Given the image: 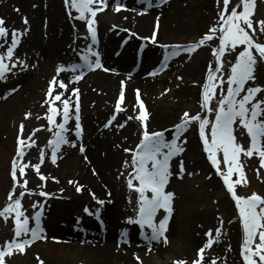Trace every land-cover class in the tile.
<instances>
[{
	"label": "snow or ice",
	"instance_id": "obj_1",
	"mask_svg": "<svg viewBox=\"0 0 264 264\" xmlns=\"http://www.w3.org/2000/svg\"><path fill=\"white\" fill-rule=\"evenodd\" d=\"M63 2L70 19L86 23L91 44L79 51L80 63L59 64L56 67V75L48 82L45 98L41 103L42 107L47 105L44 118L47 120L46 130L52 135L45 148L50 149L53 164H56L60 158L58 153L61 152L62 145L77 146L76 141L69 139L68 136V133L73 131L68 127L69 121L73 117L76 140L81 139L83 134L79 89L71 88V94L69 95V84L80 81L86 71L90 72L97 69H102L105 72L114 71L103 66L99 52L93 48L98 40L97 16L98 13L108 8V0H63ZM112 2L114 11L120 12L124 9L121 0H112ZM150 2L151 0H149ZM167 2L168 0H158L157 6ZM217 3L219 4L220 0H217ZM222 3L223 8L218 10L217 23L211 26L203 37L187 45H160L161 48L165 49L163 59L157 68L149 73V75L155 76L158 72L167 69L169 67L168 62L180 56L181 53L191 55L214 38L218 39V45L211 50L214 66L213 62H209L206 78L202 84L200 100L201 109L214 114V119H209L208 115L202 116L200 113L193 115L185 111L179 122L172 126L171 138L169 139L165 135L169 131L168 129L149 131L148 120L150 114L141 99L140 90L136 89L134 109L138 106V115L135 117L129 116L126 121L117 125L118 128H123L128 120L134 118L139 122L141 129L140 139L135 147L131 149L124 148V152L131 154V159H126L123 165L126 170L131 169V171L126 172V185L130 192L136 194L135 215L127 217L126 223L139 227L141 236L148 241L149 251H151L153 241L168 243L166 233L169 230V221L174 212L173 202L175 198L174 192L166 190L170 178L173 176L171 162L185 151L187 143L185 133L193 123H196L198 124L203 151L207 154V159L215 169L216 174L222 178L227 193L235 202L243 232L240 246V256L243 264H264V196L256 192L249 196H240L237 194L235 187L241 182L247 183L241 160L242 156L251 158L253 155H257L260 166L264 167V97L259 95L264 94V85L255 83L257 66L260 62H264V42L258 39L260 35L264 34V19H255L254 13L257 0H238L236 6L231 7L230 0H222ZM16 11H19V9H16ZM73 12L76 15L73 16ZM23 24H29L27 17L23 18ZM113 27L116 26L113 25ZM28 30L25 28L23 30L11 29L10 31L5 26L4 18L0 17V40L3 41V43H0V49H4V45L7 44L6 50L0 51V81H6L7 74L13 73L14 69L27 70L29 67L25 60L14 55L15 50L21 43V38ZM158 30L159 17H157L156 27L152 35L141 39L150 41L152 44H158ZM125 31L128 30L125 29ZM9 32L10 43L7 39ZM132 35H136V33H132ZM238 46H243V48L236 55L235 61L230 64V70L225 80L223 58L226 53L235 52ZM141 47H144V45H141ZM31 67L35 68L36 65H31ZM63 72L73 73V78L68 83L63 79H59L60 74ZM177 79H182V77H177ZM57 89L63 91H57ZM217 89L220 90V97L216 102L217 106L213 108L211 105L216 97ZM15 91L16 89L13 88L10 93ZM167 91L168 89H165V92ZM124 101L125 81L122 80L119 95L115 101L114 113L103 125L104 128L110 127L113 121L116 120V114L124 111ZM31 115V112H25L24 118L28 119ZM57 116L61 117L59 123H57ZM40 118L39 115L36 116V119ZM236 125L245 130L250 138V144L247 148L237 142V137L234 134L236 131L234 126ZM24 127L22 121L16 138L15 156L10 165L12 185L7 194V202L0 209V218L5 222L11 218L14 224L12 239L5 241L3 246H0V264H6L7 258L12 257L14 254H23L26 248L37 240L47 239L46 235L43 234L45 230L42 227L44 205L40 202L34 203L32 207L37 210L31 217L25 214L22 205V198L26 193L32 194V190L27 187L29 181L26 178V171L31 168L41 181L47 179L40 172L41 164L45 160L44 148L39 151V163L31 164L24 161L27 150L36 145L35 133L44 126L41 125L40 128L34 129L27 138L23 137ZM79 151L81 153L85 152L82 143L79 145ZM84 159L87 161V156ZM221 162L225 166L224 169L221 168ZM185 172L184 162L181 161L179 171L176 173L177 178L183 179ZM96 174L95 169H93V175ZM187 174L189 176L193 175V173ZM233 174H237L238 178L233 180ZM121 175L124 176L125 173L122 172ZM257 176L259 178V169H257ZM52 179L56 180L55 177H52ZM69 184L76 185L77 193L83 190V186L76 181L69 180ZM17 188L20 189L18 194H16ZM39 195L47 198L51 194L40 191ZM91 195L100 206L105 204V200L97 198L94 193H91ZM129 203H131V196L129 197ZM161 210L164 214L162 218H158ZM85 212L94 215L97 220L101 219V208L91 212L86 207ZM30 220L33 222L31 226ZM223 223L224 221L219 219L221 226L215 228V235H213L212 229L205 233L207 240L198 249L196 258L192 259L190 264H207L205 252L214 243L219 242L222 236ZM229 223H232V221H229ZM146 230H150V234ZM127 237L128 232L126 230L122 231V240L126 242ZM53 240H57V238L53 237ZM134 256L138 261L140 260L138 255L134 254ZM174 264H188V262L181 259L175 261ZM211 264H216V261L212 260Z\"/></svg>",
	"mask_w": 264,
	"mask_h": 264
},
{
	"label": "bare ground",
	"instance_id": "obj_2",
	"mask_svg": "<svg viewBox=\"0 0 264 264\" xmlns=\"http://www.w3.org/2000/svg\"><path fill=\"white\" fill-rule=\"evenodd\" d=\"M8 2L10 3L7 4ZM8 2H5L6 5L1 4L0 7V17L4 18L5 26H11L12 29H29L21 38V43L15 50L14 54L18 57L26 58L18 54L37 52L40 56H43L45 60L50 62L62 60L69 55H72L76 59L78 54L74 52V50L80 51L83 47L73 45L72 43L75 42L79 45L84 44V47L89 45L86 41L81 42L80 38L75 34V31L78 30L77 27L81 24L78 20L70 19L69 15L66 14V21H59L58 17H63L64 11H62L57 0H52L51 2L41 0L39 4H37V2L31 4L28 0H26V4L24 0H9ZM121 2L126 9L123 11L125 15L115 12L114 17H119L120 19L124 15L125 17L122 18V22L123 19H126V16H128V20L125 23L121 22V32H114V34L109 33L108 35L110 37L107 40L103 39L105 46H101L103 66L114 71L105 72L100 69L89 76L87 81L84 82L86 86L79 90L82 99L92 102L98 99L100 94L103 95L105 100H102L106 104L111 105L114 109L115 101L107 98L104 94L113 95L115 90H120V82L122 80L125 81L124 111L117 113L119 124L126 121L129 117L127 111L129 107H132V102L136 101L135 90L139 89L143 92V90L147 91L149 89V86H146V84L149 82V72L152 71V68L157 66V61L161 57L158 50L160 45L183 44L186 42L184 39L189 28L193 26V20L190 15L191 11L185 8H172V4L162 8H155L154 5L144 4V2L140 0H128V2L121 0ZM16 9H19L18 15L16 14ZM21 11L28 14L24 16L27 17L29 21L28 25L23 24L24 17L20 15ZM138 12L146 14L140 15ZM74 15L75 12H73V16ZM157 17H159V30L157 34L159 43L152 44L150 41L141 38L145 37L151 26L149 37L152 35V29L156 24ZM65 26L69 28L66 29ZM125 29H127L129 33L126 34L127 31H125ZM118 31L119 30H117V32ZM132 33H136V35H132ZM119 36H124L126 42L122 54L119 53L115 56V48V55L112 52L113 44ZM7 39L10 43V35ZM141 45H144V47H141ZM180 56L173 58V62ZM75 63H77V60H72L70 64ZM204 72L205 71L201 70V68L195 69V83L192 87V94H199V90L197 89L198 80L202 78ZM21 82L23 83V90L16 89V94L11 96L12 98L4 104L0 111L2 115L0 118V134L4 131L5 122L11 117L12 111L17 107H24L33 97V84L24 80ZM17 87L18 85H16V88ZM71 88L75 87L69 84V94ZM217 96H220V94ZM157 120L158 123L162 122L158 115L152 114L148 125L150 126L151 124V126H156ZM89 121L92 125L93 134L96 138H99L98 142H92L85 136L76 140V137L71 136L69 132V139L75 140L77 146L71 147L69 145H62L61 152L58 153L60 158L57 160L52 170H60L59 168L61 167V172L59 174H62L63 177L70 176L72 180L82 185L83 190L81 194L84 196H91V193H94L95 196L100 194L107 195L110 189L109 178L113 177L114 172L115 176H118L116 174L120 170L121 165L126 159L130 160V157L124 154L122 149H131L137 144L136 139H134V130L130 125H135V122L133 119L130 120V122L128 120L123 128L117 127L119 140L115 144H108L106 140L101 141L100 136L106 137L109 130H105V128L95 120ZM160 125L163 126L165 124L161 123ZM170 125H166V127ZM235 129L240 132L237 133L235 131L234 133L237 137V142L241 145H245V148H247L248 145L244 142L245 130L238 125L235 126ZM188 137H191V135L188 134ZM188 139L185 145V151L172 160L173 166L175 165L172 170L173 176L170 178V182L166 189L167 191L175 193L173 202L174 211L181 212L184 221L183 230L177 242L178 250H172L176 258V260H174L173 257L174 262L179 259H188L191 261L196 258L198 249L202 247L207 240L203 237V230L207 227L210 228L209 226L212 224L216 225L213 218L218 213V208L213 207L209 201L212 192L211 194L208 193V190L213 191L219 188L216 182L209 185L206 190H203V185L205 187L207 186L205 182H203L202 186H199L197 183L191 184L187 181V184V182H185V175H187V177L194 175L206 176L209 173L208 167L203 161V157L201 154L199 155V145L194 135L192 134V137ZM81 143L85 147V152L83 154L77 151ZM186 153H195L196 156L191 160H185L183 157L186 156ZM85 156L88 158L87 161L84 159ZM241 160L244 173L247 175L246 177L254 178L255 176L251 171V159L242 156ZM181 161L184 162L186 168L183 179H179L176 176ZM48 167L51 168L50 166ZM93 169H95L96 175H93ZM187 173H193V175L189 176ZM130 196L131 203H129ZM105 203H107L108 207H98L101 208V219L98 221L99 224L102 221L104 225L103 229L98 227L99 224L95 227L92 221L89 222L86 231H75L69 228L58 227L49 228L50 234L46 233L47 239H42L41 241L37 240V248H32L31 250L35 254H39L43 259L59 261L60 264H108L112 262L113 259L111 254L112 250L116 249L115 240L120 239L119 247L122 253L118 257V261H122V263L125 264L126 257H133L134 254L139 257H146L150 253L147 247L148 241L138 236V234L133 231V226H131V224L122 222V220L126 221V218L132 213L130 206L136 203V194L128 193L125 195L122 202L121 199H118L114 202ZM124 230L128 232L126 242L122 240L121 234L117 233L118 231ZM53 237L57 238V240H53ZM238 240H240L239 233L237 231L235 232V230L221 236L218 243H214L210 249L206 250L205 260L209 264H211L212 260L218 259L223 263L235 262L236 254L234 249L237 246ZM156 243L155 241L152 242L151 249L155 253L159 251L157 254L160 253L162 256L163 251L157 248ZM150 262V259L147 258L145 264H151ZM165 262H167V264H174L171 263L172 260L168 258H165Z\"/></svg>",
	"mask_w": 264,
	"mask_h": 264
},
{
	"label": "rangeland",
	"instance_id": "obj_3",
	"mask_svg": "<svg viewBox=\"0 0 264 264\" xmlns=\"http://www.w3.org/2000/svg\"><path fill=\"white\" fill-rule=\"evenodd\" d=\"M9 0H0V7L1 4H5V2H8ZM31 4H39L41 0H28ZM62 11H67L65 5L63 4V0H57ZM8 2L7 4H9ZM24 3L26 4V0H24ZM238 3V0H230V7L236 6ZM36 4V5H37ZM172 8H179V9H187L190 12L191 19L193 20V26L189 28V31L184 39L183 44L181 45H187L190 42H195L205 33L208 32L209 28L213 25H215L218 21V10L223 8L222 0H220V3H217V0H176L172 3ZM64 5V6H63ZM108 8L105 9L103 12L98 13L97 16V32H98V38L101 42V45H105L103 42V39L107 40L110 36L109 33L114 34V32L119 33L122 31V27H120V24L122 22V18L125 17V12L120 11L118 13L124 14L122 18L119 19L114 17V14L116 11H114V5L113 2H109L108 0ZM239 10V9H238ZM30 12V11H29ZM17 11V15H18ZM130 14V12H129ZM20 15L22 17L28 15L26 12L21 11ZM255 19H264V2L262 0H257V7L254 13ZM60 22H65V19L63 17H58ZM128 16H126V19H123L122 23L127 22ZM81 24L78 28V30L75 31L76 36L79 38L80 41L84 42L87 38H90V36L87 33L86 23L83 21H80ZM113 25L116 27L114 28ZM153 25V24H152ZM7 27V26H6ZM10 31L12 27H7ZM65 28H69L68 26H65ZM71 28V27H70ZM152 26L149 27V30L145 37H149V33ZM117 30H119L117 32ZM153 30V29H152ZM128 33V31L126 32ZM10 35V32H9ZM122 36H120L117 40H115L113 44V48L117 46L118 42ZM258 39L261 42H264V34L260 35ZM88 40V39H87ZM91 40V39H90ZM0 43H3L0 40ZM219 43L218 39L214 38L213 40L209 41L205 46H202L200 49H198L196 52L192 53L191 55L183 53L181 56L173 62L172 70L173 73H165L162 75L157 76H151L152 78H149V82L146 84V86H149V89L147 91L143 90L141 92V99L143 103L146 106V109L150 116L158 115L159 119L162 121L158 123V120L156 121V126H149V131H159L168 129L165 133L167 138H171V130L172 126L179 122L182 114L185 111H188L190 114H196L200 113L202 116L207 115L209 113L205 112L200 107V100H201V93L202 89L199 87L197 88L199 90V94H192V83L194 78V71L197 68H201V70L205 71V77L206 78V72L209 65V62H213L214 66V58L212 56V48L217 46ZM73 45H77L75 42L72 43ZM7 45H4V49L6 50ZM243 46H238L235 52H232L231 54L226 53L224 60V79L226 80V75L228 71L230 70V64L235 61V57L238 54L240 50H242ZM15 55V54H14ZM19 56H24L26 58H21L22 60H25L29 67L27 70H20L19 68L14 69L13 73L7 74L6 81H0V111L2 110V107L5 103H7L16 93L11 92L10 90L15 88L17 90H23V83L22 80L28 81L33 84V97L31 100L28 101V104L24 107L21 106L15 108V110L12 111L11 117L6 120L4 131L0 134V209H2L6 202H7V194L8 191L11 188L12 181L10 177V165L13 157L15 156V150H16V138L19 131V125L23 121L25 127L23 131V137L27 138L30 134H32L34 129L40 128L41 125H43V128H40L38 132L35 133L34 139L36 140V145L31 147L27 150L26 155L24 157L25 162H30L31 164L39 163V151L41 148H44L45 150V160L41 164L40 172L47 177L46 181H41L39 176L36 174L34 170L31 168L26 171V178L29 181L28 188L32 190V194H27L22 198V205L23 210L25 211V214L28 216H31L34 214V212L37 209H34L32 205L36 202H40L44 205L43 211H45L44 216L49 217L46 220L45 226H48L49 228L58 227L61 228L63 226H66L69 222L75 221V222H81V224H84V219L86 218V215L84 214L85 208H89L90 210L96 209L99 204L96 200L93 199L92 196H84L81 193H77L75 190L76 185L75 184H69V180H72L70 176L63 177L62 174H59L61 172L60 170L55 169L54 171L52 168L55 164L51 162V154L50 149L45 148V145L47 144L48 140L51 138V133L48 132L47 129V120L44 118V113L47 111V105L41 106L42 101L45 98V92L48 87V82L52 79L53 76L56 75L55 69L59 64L67 65L68 62L71 61V57L67 56L64 57L62 60H56L53 62H50L48 60H45L43 56H40L37 52L36 53H29V54H18ZM18 57L17 55H15ZM73 58L72 60H77L79 62V59ZM31 65H36L35 68L31 67ZM204 74L202 75V78L199 80L204 82ZM257 79L256 84L264 85V62H260L257 66L256 73H255ZM150 77V76H149ZM177 77H182V79H177ZM73 78V73L71 72H63L60 74L59 79H63L65 82H69ZM20 80V81H19ZM87 81L86 79L81 83L78 88L81 90L86 85H84V82ZM72 84V83H71ZM16 85L18 87L16 88ZM165 89H168L167 92H165ZM219 89H217L218 91ZM57 91H63L62 89H57ZM120 91V90H119ZM119 91L113 92V95L110 94H104L107 98L112 99L113 101H116ZM197 91V90H196ZM163 93V95H162ZM69 94V92H68ZM71 94V92H70ZM69 94V95H70ZM261 97H264V94H259ZM6 97V98H4ZM220 96H216L212 101V107L215 108L217 106V100ZM105 100V97L103 95H99L98 99L92 101L82 99L80 97V104H81V123L83 127V136L88 137L87 139L97 143L99 138H96L95 135L92 132V125L89 120H95L101 126L108 121V119L112 116L114 113V109L111 107V105L106 104L103 100ZM92 102V103H89ZM83 105V109H82ZM134 105H136V101L132 102V107H129V110L127 111L129 113V116L135 117L138 115V106L136 109H134ZM74 111V110H73ZM25 112H31L32 115L28 118H24ZM39 115L41 118L36 119V116ZM0 114V118H1ZM150 116L148 120V124L150 122ZM166 117V118H161ZM61 117L57 116V123L60 122ZM210 119H214V114L210 113ZM135 125H131L132 129L134 130V139H136V143L139 142L140 139V125L139 122L134 119ZM130 122V120H129ZM164 123L165 125L161 126L160 124ZM172 124V125H170ZM74 125L75 120L74 117L72 120L69 121L68 127L72 129L73 131H70L71 135L74 136ZM117 125H119V121L116 114V120L113 121V124L105 128V130H109V133L106 137L100 136L101 141L106 140L108 144H115L119 140V135L117 133ZM166 125H170L166 127ZM166 127V128H165ZM104 128V127H103ZM164 128V129H163ZM188 134L194 135L196 142L200 146L199 148V155L204 158L203 153V145L199 138V130H198V124L193 123L188 131L185 133V137L187 141L189 140ZM103 137V138H102ZM247 136L245 133V139L244 142L247 144L248 141ZM100 141V140H99ZM91 143V142H90ZM92 144V143H91ZM90 144V145H91ZM245 147V145H243ZM124 152V148L122 149ZM79 153V148L77 149ZM203 152V153H202ZM124 154L128 155L131 158L130 153L124 152ZM207 156V154L205 153ZM196 156L195 153H187L184 157L185 159H193ZM248 158V157H247ZM207 162V159H204ZM251 171L253 172L254 178H247V183L241 182L240 184H237L236 192L240 196H249L253 192H256L257 194L264 196V167L260 166L259 157L257 155H253L251 157ZM208 164L210 162L208 161ZM124 163L121 165L120 170L117 172L115 176V172L113 177L109 178V192L111 195L109 196V192L107 195L100 194L96 196L97 198L101 200H105V202L111 201L114 202L118 199L122 200L125 198V195L128 193H134L130 192L126 185V172L131 171L130 168L127 170L124 168ZM50 166L51 168H49ZM221 168L224 169L225 166L221 162ZM257 169H259V178L257 176ZM49 170V171H46ZM212 171V170H211ZM124 172L125 175L122 176L121 173ZM212 175H216L213 171L211 172ZM218 178L216 181L219 185L218 189H215L213 191L208 190V193L212 195L210 196V203L213 207L218 208V213L214 216L213 220L216 223V225H210V228H205L203 230V237L207 239L205 236V233L209 230H213V235H215V228L220 227L219 219H222L224 221L222 226V236L226 233L235 230L239 233L240 240H238L237 246L235 247L234 251L236 254V261L232 263H223L220 262V260H215L216 264H243V260L241 258H238V255H240V246L242 244L243 239V232H242V226L239 222V216L237 209L235 207V202L231 199L230 194L227 193L226 188L223 184V180L216 175ZM247 176V175H245ZM52 177H55L56 180H53ZM210 175H199V176H191L187 177L185 180L189 181V183H197L205 181V184H212V180L208 179ZM212 177V176H211ZM63 178V180H62ZM237 174H233L232 179H237ZM58 181V182H57ZM74 181V180H72ZM201 184V185H202ZM42 185V187H41ZM204 186V185H203ZM61 189H64L61 191ZM203 190H206V187H203ZM20 191L19 188L16 189V194H18ZM40 191H45L47 193H50L51 195L47 198L42 197L39 195ZM207 194V192H206ZM105 195V196H104ZM110 203V202H109ZM226 203V204H225ZM103 206L108 207L107 203H105ZM136 205H132L131 211L135 210ZM181 212H174L173 217L171 219V227L170 230L167 232L166 236L168 238V243L164 244L163 242H159L157 244V248L161 249L162 256L157 254L151 249L150 253L146 257H139L140 260L138 261L135 256L133 257H126L125 264H145V261L150 259L151 264H167L165 262V258L171 259L174 263V260L176 258L174 257V254L172 253L174 249L178 250L177 242L179 240V236L183 230V217ZM229 221H232V223H229ZM124 223V221H123ZM13 220L11 218L8 219L7 222H5L2 218H0V246H3L5 241H10L14 235L13 231ZM116 233V232H115ZM57 245V244H55ZM37 244H34L33 246L27 247L25 252L23 254L17 253L14 254L12 257L7 258L6 264H60L59 261L55 260H47L43 259L39 254H35L31 249L37 248ZM116 249L112 250V262H109L108 264H123L122 261H118V257L121 255L122 251L119 247V245L115 244ZM180 253V252H178ZM174 257V260H173ZM241 257V256H240ZM258 260V257L256 258ZM164 260V261H163ZM181 260V259H179ZM185 261L190 264V260L186 259ZM69 264V263H68ZM207 264H209L207 262Z\"/></svg>",
	"mask_w": 264,
	"mask_h": 264
}]
</instances>
